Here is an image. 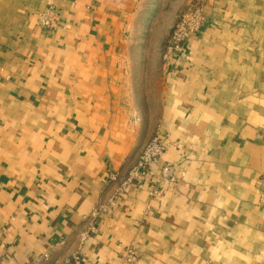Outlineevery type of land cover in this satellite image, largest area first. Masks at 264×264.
I'll return each instance as SVG.
<instances>
[{"label": "crops", "instance_id": "0c3cea01", "mask_svg": "<svg viewBox=\"0 0 264 264\" xmlns=\"http://www.w3.org/2000/svg\"><path fill=\"white\" fill-rule=\"evenodd\" d=\"M186 1L0 0V264H264V0Z\"/></svg>", "mask_w": 264, "mask_h": 264}, {"label": "built area", "instance_id": "2783aa9c", "mask_svg": "<svg viewBox=\"0 0 264 264\" xmlns=\"http://www.w3.org/2000/svg\"><path fill=\"white\" fill-rule=\"evenodd\" d=\"M56 12L53 4H50L39 13L38 24L40 26H51L55 20ZM204 5L202 1L197 3H189L180 18L171 28L165 45L164 57L174 56L184 45V43L192 36L196 35L200 30L204 21ZM165 150V145L162 144L159 138L154 137L150 139L142 148L137 162L132 166L122 181V186L131 184L134 181H141L146 176L147 170L150 166L156 165L161 176L165 179H174V168L172 164H159L162 154ZM158 190H154V193ZM137 256V251L133 248L127 251L125 255L126 261H131ZM25 264H35L34 261Z\"/></svg>", "mask_w": 264, "mask_h": 264}, {"label": "rangeland", "instance_id": "374dc122", "mask_svg": "<svg viewBox=\"0 0 264 264\" xmlns=\"http://www.w3.org/2000/svg\"><path fill=\"white\" fill-rule=\"evenodd\" d=\"M199 1H202V0H187L184 4V6L181 8V10L179 12L176 13V16H175V19H174V23L178 21V19L180 18L181 14L183 13V11L185 10V8L187 7V5L189 3H197ZM174 25V24H173Z\"/></svg>", "mask_w": 264, "mask_h": 264}]
</instances>
